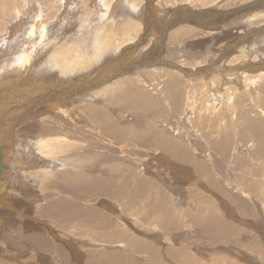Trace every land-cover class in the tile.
<instances>
[{
  "label": "rangeland",
  "instance_id": "374dc122",
  "mask_svg": "<svg viewBox=\"0 0 264 264\" xmlns=\"http://www.w3.org/2000/svg\"><path fill=\"white\" fill-rule=\"evenodd\" d=\"M63 1L68 8L39 33L34 16L13 17L17 31L4 35L0 55L34 50L43 32L48 45L34 53L53 66L54 47L88 33L85 3ZM154 1L141 3L150 16L140 13L137 35L119 44L117 31L89 67L42 75L53 76L43 91L28 95L35 79L0 69V79L16 75L0 82L8 102L0 116L17 158L3 171L0 264H264V76L242 92L202 78L210 64L221 73L234 65L227 57L245 47L243 71L263 73L264 0ZM126 2L114 4L128 10ZM24 97L42 99L24 109ZM50 131L61 140L57 154L28 148Z\"/></svg>",
  "mask_w": 264,
  "mask_h": 264
},
{
  "label": "bare ground",
  "instance_id": "6f19581e",
  "mask_svg": "<svg viewBox=\"0 0 264 264\" xmlns=\"http://www.w3.org/2000/svg\"><path fill=\"white\" fill-rule=\"evenodd\" d=\"M80 1L84 2L85 6H87V8H88L87 14H86V19L83 20L86 22V20L88 19L87 22L89 21L88 24L84 25V26L88 25V28H87L88 33L82 38L80 35H72L71 38L68 37L66 39L65 43H60L59 46L54 47L53 55L54 54L55 55H54V59H53L54 60L53 66H49L46 63L40 61L37 58L36 53H34L35 51H39V48L46 47L48 45V43L45 42V38H46L45 34H43V32H42L41 34H39V35H41L40 40L36 41V47H34V50H32L28 53L23 52V50H22L15 55L8 53L7 57H5L4 55H2V56L0 55V69H2L3 71L7 70L9 72H16V71L22 70V72L25 73L28 77H32L33 79L36 80V84L32 88L28 89V92L33 90V89L36 92L43 91L45 88V84L50 85L52 83L51 82L52 80L50 81V78H52L53 76H49L48 77L49 80L46 81V80H44V78H46V77L42 78L41 77L42 75L48 76V74L50 72H52V73H56L57 75L63 76L64 70L66 68L69 70H72V69H84L85 67H89L91 61L93 60V58L91 57L92 55L102 56L103 53H107L106 50H109L113 46H115L114 45L115 44L114 43V37L117 35V31L120 35H121V32L123 31L122 35H124V36H121V37L116 36L118 39H120V41L118 39L115 41H118L119 44L120 43L123 44L124 42L127 41V39L129 37H131L132 35L133 36L137 35V33H139V31L142 30L143 26H145L143 23L144 19L145 18L147 19L150 16V14H149V16H147L148 13L146 12V14L143 13L144 17H145L144 18L142 16L143 14L141 13L142 9L139 8L141 6V3L145 0H127L126 6H127L128 10L127 9H119V7L114 4L115 0H80ZM120 1L121 0H118V3H120ZM152 1L155 2L154 0H152ZM179 1H183V0H167V3H169V2H173V3L176 2L177 3ZM216 1L217 0H204V2L202 1V3H203L202 5L205 6L206 4H208L210 2V4H208L210 6L211 4H215ZM26 3H31V5H26ZM41 3H44L45 6L43 7L44 8L43 11L39 12ZM102 3H103V5H102ZM158 3H160V2H158ZM158 3H156V8H154L153 16H154L156 9H158L162 6L161 4H158ZM52 4L53 5L55 4L54 6H52V7H54L53 9L51 8ZM25 6H26V8H24ZM62 8H65V9L68 8L65 5V1H63V0H0V46L3 47L2 46L3 41L4 40L7 41V37L4 35H6L8 33V35H10L8 37L12 38L13 36H15V34L13 32H16L17 29L12 23H10L11 19L13 17L16 20H18L19 17L22 16V14H25L20 19V21L22 23H25L24 20H27L29 17L34 16L33 18L36 19V25L34 27L36 29V32L39 33L37 30H39V28L45 22L56 17L58 11H60ZM147 8H148V6H147ZM149 8H150V5H149ZM49 9H51L50 12H47ZM139 9H141V11H139ZM143 11H144V9H143ZM44 12H47V14L44 16L40 15ZM130 12H134V13H130ZM260 12L264 13V10H261ZM140 13L142 15H140ZM251 13H248V14H251ZM94 15H96L97 17H94ZM39 16H41V17H39ZM155 16L160 18V20L163 23V27L165 25H168V22L166 24V21H168V18H167V20L164 21V19L162 17V12L155 13ZM248 16H250V15H248ZM254 16H255V14H254ZM168 17L171 20L170 12L168 14ZM106 18L111 21L110 24H108V25H107L108 20H106ZM116 19H120V20L116 21ZM113 20L117 22L115 24V25H117V28L113 27V23H112ZM148 22H150L152 25V21L148 20ZM148 22H146V23H148ZM156 27H157V25H156ZM77 28H78V30H81V28L79 26H77ZM148 30H150V29H148ZM70 31H72V33H73L74 31H77V30L73 26L70 29ZM67 34L71 35V32H69ZM49 35L50 34H48L47 37H49ZM159 37L162 38L161 36H159ZM88 38L91 39V42H92L91 46H85L83 44V42L81 41L83 39H88ZM157 39H158V37H157ZM163 39H165V38H163ZM7 42H9V41H7ZM1 47H0V49H1ZM18 47H20V46H18ZM254 48H258V45H255ZM5 50H7V49H5ZM117 50H118V48H117ZM113 51H114V49H113ZM259 51L263 52L262 49H259ZM115 52H117V51H115ZM5 55H6V53H5ZM236 56H237L236 59H233L234 57H232V58L227 57L228 63H232V64L234 63V65H229L226 63L227 65L225 66L223 64L224 66L222 69V73L219 69H216V66H217L216 64H214V65L210 64L209 69L207 70V72H205L206 74L204 76L202 75L203 76L202 78H214L215 80H212V81L213 82L217 81L220 83L219 86H217V88H219L220 90H222L223 88H228L230 86H233V87L235 86L239 89V92H242V91L248 89V88H245V85L251 84L253 80H259L261 77L264 76V67L262 68L263 73H261V74H254L252 72L248 73V72L243 71L244 67L241 63L247 61L248 58H250V48L249 47L248 48L247 47L242 48ZM45 57H50V55L48 54V55H45L44 57H41V58H45ZM96 57H98V56H96ZM105 57L106 56H104V58ZM232 59L234 60V62H231ZM238 62H240V64L242 66H240V64L237 65ZM37 66H39V67L37 69H35V67H37ZM227 66H230V67H227ZM262 66H264V65H262ZM12 69H15L16 71L12 70ZM216 70L218 72H216ZM34 71H36V72H34ZM201 71H204V70H201ZM201 71H199V73ZM242 71L244 72V75H243ZM31 72H34V73H31ZM194 76H193V78H195ZM12 78L13 79L16 78V75L13 74V75L6 76L5 78L0 79V82L3 83L4 80H8V79L10 80ZM54 79L56 81H58L56 78H54ZM241 80L243 82L242 88L239 85V81H241ZM226 82H228L229 84L225 85ZM54 84H55V81H54ZM58 89H59V87L55 90H58ZM36 92H33V93L36 94ZM16 93H13L12 91H10L9 94L11 95L12 100H13V97L16 95ZM219 93H222V92H219ZM29 94H30V92L28 93V95ZM25 96H26V93H25ZM31 96H34V95L31 94ZM7 98H9V97H7ZM19 98H22V97H19ZM25 99H26V97H24V101H26V102L28 101L27 103H29V106H27L24 109H28V107L32 108V105L35 102L37 103L38 99H42V98H37L35 101L29 99V97H28V100H25ZM43 99H45V98H43ZM52 103H54V102H52ZM2 104H5L4 98L0 97V108H1ZM24 105H27V104H24ZM52 108H54L52 110H59V112H60V110L62 111V109L58 103L54 104V106H52ZM1 110H3V109H0V111ZM23 111H25V110H23ZM1 118L3 119V117H1ZM1 118H0V144L3 143V160H4L5 164L8 163V164H11V166H12L16 163L14 161H17V158H15L13 156L14 155L13 153H8L9 152L8 148L5 149V147H7V145H8L7 134L9 132V131H7V129L5 127V123L8 124V122H5V121H7V119L1 120ZM3 122H5V123H3ZM45 130H43V131H45ZM34 131L36 132V129H34ZM51 131H50V133H48V132L47 133L46 132L39 133L38 132L36 137L32 136V138L30 140H28L29 141V143H28L29 147L28 146L27 147L31 148V150L36 149L35 152H37V153L40 152L41 154L42 153H45L47 155L57 154L60 151L59 146L57 145V142L59 141L60 138L57 137L56 135H54V136L51 135ZM42 137H47V138L43 139ZM63 140H65V139L63 138ZM35 144H36V147H34ZM11 156L14 157L12 160H10L11 158H9ZM13 162H14V164H12ZM40 162L39 163L36 162V163L40 164ZM40 165H42L43 167L47 166L43 162ZM46 172H48V171H46ZM44 174H46V173H44ZM2 176L3 177H2V182H1L2 185L0 188V198L4 195V193L2 191L5 190V186L8 185V181L5 178L4 172L2 173ZM99 246H100V243H99Z\"/></svg>",
  "mask_w": 264,
  "mask_h": 264
},
{
  "label": "water",
  "instance_id": "95a60500",
  "mask_svg": "<svg viewBox=\"0 0 264 264\" xmlns=\"http://www.w3.org/2000/svg\"><path fill=\"white\" fill-rule=\"evenodd\" d=\"M2 143V142H1ZM6 164L3 160V143L0 144V188H1V182H2V173L5 170Z\"/></svg>",
  "mask_w": 264,
  "mask_h": 264
}]
</instances>
